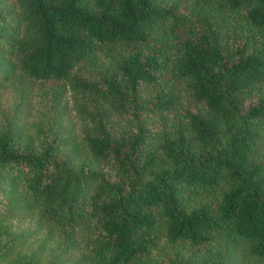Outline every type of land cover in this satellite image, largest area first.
I'll return each instance as SVG.
<instances>
[{"label":"trees","instance_id":"16d2710c","mask_svg":"<svg viewBox=\"0 0 264 264\" xmlns=\"http://www.w3.org/2000/svg\"><path fill=\"white\" fill-rule=\"evenodd\" d=\"M190 1L0 0V60L53 119L36 146L0 125V255L21 190L82 235L76 264H264V0ZM67 94L95 166L58 126Z\"/></svg>","mask_w":264,"mask_h":264},{"label":"rangeland","instance_id":"374dc122","mask_svg":"<svg viewBox=\"0 0 264 264\" xmlns=\"http://www.w3.org/2000/svg\"><path fill=\"white\" fill-rule=\"evenodd\" d=\"M192 4L191 0L189 5ZM186 5L188 6V2L185 0L184 8ZM185 11L189 14L190 6L185 8ZM227 24L224 23L226 27ZM229 26V41L232 42L234 40L232 26ZM240 26L241 22H239L238 29ZM98 56L102 64L114 68L113 60L106 57V54L98 53ZM6 68H9L7 71L9 77L0 80V125L15 119L22 140L33 141L36 146L39 143V130L46 129L53 121L50 118L52 113L49 109L48 99L41 96V83L38 80L30 79L19 71L10 69L2 60H0V78L6 73ZM100 72L102 70L97 68L96 75ZM256 90L263 92L264 89L258 87ZM257 94L249 95V100H254ZM63 101L66 106L62 111L58 126L73 137L72 144L77 147L78 159L86 160L95 166L94 158L81 142V121L72 109L70 94L65 95ZM169 117L172 118L169 119V123L177 121L178 114L174 111L169 113ZM46 118H50V122L46 121ZM92 185L93 183L89 186L92 187ZM19 192L17 201L12 205L13 217L8 221L11 235L14 237L13 247L0 255V264H76L80 246L83 247L82 235L78 233L72 241L67 242V239L55 227L46 224L37 215L26 212L22 215V191ZM181 245L184 246V251L189 250L195 255L199 253L205 255L207 247L220 245L224 249V242L220 239H215L199 248L186 242H182ZM225 259L226 257H224V261ZM224 261L221 264H224Z\"/></svg>","mask_w":264,"mask_h":264}]
</instances>
